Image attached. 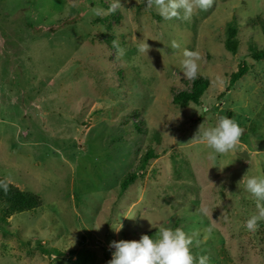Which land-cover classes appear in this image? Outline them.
<instances>
[{"label":"rangeland","instance_id":"374dc122","mask_svg":"<svg viewBox=\"0 0 264 264\" xmlns=\"http://www.w3.org/2000/svg\"><path fill=\"white\" fill-rule=\"evenodd\" d=\"M255 15L264 0H214L189 19H164L146 0H0V177L42 200L7 220L0 210V264H108L112 241L176 222L208 264H264V219L246 228L264 202L245 188L264 177V61L248 59L229 89L246 46L225 48L227 23ZM254 34L246 26L243 44ZM185 50L213 83L200 106L173 104L191 86ZM221 116L243 134L210 158L195 135ZM154 131L160 157L120 196Z\"/></svg>","mask_w":264,"mask_h":264},{"label":"clouds","instance_id":"9594fccd","mask_svg":"<svg viewBox=\"0 0 264 264\" xmlns=\"http://www.w3.org/2000/svg\"><path fill=\"white\" fill-rule=\"evenodd\" d=\"M213 2L214 0H146V5L156 7L164 19L180 18L181 13L183 19H189L194 10L206 11ZM172 47L177 48L179 45L173 42ZM200 59L199 52L184 51L182 71L187 78L197 77ZM242 134L243 129L235 119L221 116L214 126L203 129L199 127L195 137L206 142L207 147L214 153L210 158H215L236 150ZM0 187L7 190V185L2 181ZM245 188L258 201L264 202V177H248ZM261 219H264V208H260L258 215L247 219L246 228L255 230ZM120 228L115 230L118 232ZM155 233L152 236L143 234L138 240L112 241L110 247L114 251L108 264H208L207 256L197 258L193 254V236L182 228L165 226L157 229Z\"/></svg>","mask_w":264,"mask_h":264},{"label":"trees","instance_id":"16d2710c","mask_svg":"<svg viewBox=\"0 0 264 264\" xmlns=\"http://www.w3.org/2000/svg\"><path fill=\"white\" fill-rule=\"evenodd\" d=\"M116 17L115 14L107 16L102 21L109 22V18ZM101 21V19H99ZM110 25V24H109ZM249 26V30L255 31V36L251 35L247 43L243 44L241 39V32L244 31L245 27ZM227 35L225 39V48L230 53H238L241 46H246V57L240 62L237 70H234L229 75L228 88H232L236 83L243 79L254 66V62H250L248 59H253L256 62L264 61V16L255 15L249 16L245 21H239L237 18L230 20L227 23ZM213 85L212 80L209 76L204 74H197L195 79H192L191 86L189 89H183L178 91L173 97V104L177 107H189L200 106L208 98L209 91H211V86ZM229 88V89H230ZM134 116H136L134 114ZM134 128L137 129L140 135H145V129L140 128V123L133 122ZM149 143L145 146L143 154L136 167L127 172L120 182L119 195L122 196L130 185L135 183L138 178L142 177L152 165L153 160L160 157L158 152V146L162 144V137L158 131H154L150 135ZM165 149L164 152H167ZM0 181L7 185V190L0 187V210L4 211V216L10 219L14 214L22 213L26 211H32L41 206V197L34 192L21 189L19 186L13 184L4 177H0ZM262 224V223H260ZM174 227H179L178 222L175 223ZM143 234H148L152 236L150 232H145ZM37 250L41 251L43 254L49 255L52 253L60 254L61 252L57 248H48L43 244L37 246ZM111 258L106 254V262Z\"/></svg>","mask_w":264,"mask_h":264}]
</instances>
